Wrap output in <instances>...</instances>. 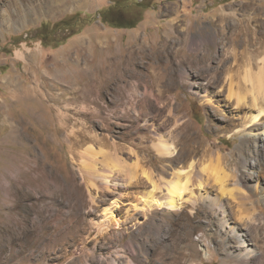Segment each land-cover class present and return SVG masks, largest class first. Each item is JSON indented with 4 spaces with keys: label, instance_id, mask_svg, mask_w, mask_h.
Wrapping results in <instances>:
<instances>
[{
    "label": "rangeland",
    "instance_id": "1",
    "mask_svg": "<svg viewBox=\"0 0 264 264\" xmlns=\"http://www.w3.org/2000/svg\"><path fill=\"white\" fill-rule=\"evenodd\" d=\"M263 34L264 0H0V264H264L261 193L243 208L259 202L255 223L224 201L230 225L247 230L248 259L206 203L143 207L153 184L192 163L218 190L209 147L226 157L233 194L243 163L263 160L250 152L264 125L242 147L233 112L201 96L226 101L223 65L240 80L261 63ZM153 127L186 159L160 157Z\"/></svg>",
    "mask_w": 264,
    "mask_h": 264
},
{
    "label": "bare ground",
    "instance_id": "2",
    "mask_svg": "<svg viewBox=\"0 0 264 264\" xmlns=\"http://www.w3.org/2000/svg\"><path fill=\"white\" fill-rule=\"evenodd\" d=\"M249 40V43L254 44V41L251 42V39ZM190 41L196 46H199L205 42L203 38H192ZM230 63L231 62H227L225 65H223L221 73L216 78V83L222 84L221 87H223L224 91L227 92L226 101H224V99H219V104L216 105V103L210 98V93L206 88H203L205 92H203L201 96L205 98L207 104L215 105L214 110L222 112L225 109H229L231 112H233L232 118L230 119L232 125L234 126L233 130L244 132L248 136L247 139H244L242 142L243 147L244 144L248 145L250 142H252V140L260 141V136L256 135H258V131L261 130V126L264 125V57L262 58L261 63L257 62L254 64V62L252 63L251 61H248L243 68L241 67L242 69H240L242 76L240 75V80L238 81H235V74H232L234 67L229 65ZM200 92H197L198 95ZM233 105H235V107H232ZM157 128L158 127H153V132L151 131L157 137L158 141V143L154 144L153 147L157 150V153L160 155V157L171 158L174 162H176V164H180L182 160L186 158H184L182 154H176L178 150L176 149V146L174 147V143L170 142L169 139H166L165 136H161V133ZM169 136L172 138V135ZM247 145L245 148H247ZM130 151L136 158L137 163L135 166H138L139 161L136 154L137 151L136 153L134 150ZM250 153L257 159L263 156V160H259L256 165L251 166L250 164L246 163V161L243 163V169L241 170L240 177L238 176L239 174L235 175V178H237V182H235L237 192L235 194L227 191L226 189V182L227 178L229 177V173L227 170H225V167H223L222 164L224 163L222 160H224L225 156L222 154L221 150H213L209 147L205 149V155L211 158V160L217 162V165L213 170L215 171L213 178L217 184L216 186L218 187V190L210 188L208 183H206V181H204L202 178L204 172L207 173L209 177H212V172H208L205 167L200 169L198 166H195V163H192L189 166L190 170L188 172L181 167L177 173H175L172 180H169L166 183L162 180L163 184L160 182L159 185L153 184V189L147 192L144 197L145 205L143 207L145 209L147 208L145 211H149L150 213L154 214L160 209H167L169 211L168 213L171 214L177 213L179 210H181L184 203L192 204L193 206H196L200 203H206L211 208V210H214L215 216H218L219 220H221L222 229L237 237L240 255L246 257V259L251 258L255 252L250 247V242L247 239V230L242 226H231L229 215L224 208V201L226 198L225 196H231L236 201L237 206L242 208V211L239 210L241 211V214H246V220L254 223L259 220L260 213L258 212V201H256V204L252 203L251 212L249 211L248 213H244L243 208H245L247 201H252V198L257 196L259 193L262 194L264 200V188L259 186L262 178L264 177V145H261L258 148H252ZM190 156L191 155L189 154L188 157ZM115 159L120 161V157L116 155ZM93 163L96 165L97 161L94 160ZM132 176L133 179L136 178L135 175ZM99 178L102 180L103 184H105V189H108L110 185L112 186V175H107L104 173L100 174ZM143 178L150 180L151 176L147 175L146 173ZM138 182L139 181L137 179L136 183ZM245 184L249 186L248 192H245L242 188V186ZM114 185L117 184L114 182ZM193 187H196V190ZM188 191L190 192L189 196H186L185 194H187ZM134 207L137 210H143L142 206L139 207L138 205H134ZM105 218L106 220H109L111 217L105 215ZM261 219H264V217L262 216Z\"/></svg>",
    "mask_w": 264,
    "mask_h": 264
},
{
    "label": "trees",
    "instance_id": "3",
    "mask_svg": "<svg viewBox=\"0 0 264 264\" xmlns=\"http://www.w3.org/2000/svg\"><path fill=\"white\" fill-rule=\"evenodd\" d=\"M132 27H134V26H132Z\"/></svg>",
    "mask_w": 264,
    "mask_h": 264
}]
</instances>
